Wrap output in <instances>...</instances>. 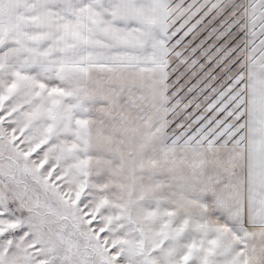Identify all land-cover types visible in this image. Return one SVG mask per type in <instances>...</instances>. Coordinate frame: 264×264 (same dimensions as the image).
Here are the masks:
<instances>
[{
  "label": "snow or ice",
  "instance_id": "6c2138e0",
  "mask_svg": "<svg viewBox=\"0 0 264 264\" xmlns=\"http://www.w3.org/2000/svg\"><path fill=\"white\" fill-rule=\"evenodd\" d=\"M0 264H264V0H0Z\"/></svg>",
  "mask_w": 264,
  "mask_h": 264
}]
</instances>
